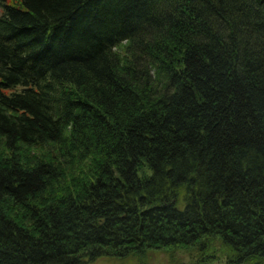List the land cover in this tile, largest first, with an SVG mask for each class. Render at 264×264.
Instances as JSON below:
<instances>
[{
    "label": "trees",
    "instance_id": "16d2710c",
    "mask_svg": "<svg viewBox=\"0 0 264 264\" xmlns=\"http://www.w3.org/2000/svg\"><path fill=\"white\" fill-rule=\"evenodd\" d=\"M0 9V264H264V0Z\"/></svg>",
    "mask_w": 264,
    "mask_h": 264
},
{
    "label": "rangeland",
    "instance_id": "374dc122",
    "mask_svg": "<svg viewBox=\"0 0 264 264\" xmlns=\"http://www.w3.org/2000/svg\"><path fill=\"white\" fill-rule=\"evenodd\" d=\"M1 9H0V15H1ZM183 259H186L183 257ZM91 264H139L137 261H120L115 259H109V258H101L96 261H94ZM148 264H171V261L167 254L161 253V252H152L149 255V263Z\"/></svg>",
    "mask_w": 264,
    "mask_h": 264
}]
</instances>
